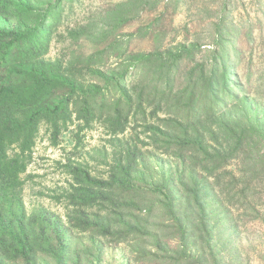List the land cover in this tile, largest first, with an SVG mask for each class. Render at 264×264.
<instances>
[{"label":"trees","instance_id":"obj_1","mask_svg":"<svg viewBox=\"0 0 264 264\" xmlns=\"http://www.w3.org/2000/svg\"><path fill=\"white\" fill-rule=\"evenodd\" d=\"M63 1L0 0L20 26L0 29V66L16 75L0 85V264H108L112 246L127 264H264V105L231 69L229 0L213 46L165 45L160 32L111 73L89 65L99 81L46 58ZM75 121L117 139L106 176L66 164L65 214L28 212L22 174L40 126L57 145Z\"/></svg>","mask_w":264,"mask_h":264},{"label":"rangeland","instance_id":"obj_2","mask_svg":"<svg viewBox=\"0 0 264 264\" xmlns=\"http://www.w3.org/2000/svg\"><path fill=\"white\" fill-rule=\"evenodd\" d=\"M156 1L147 5L142 0H64L46 58L72 66L80 78L99 81L101 78L91 73L89 65L111 73L124 63L127 47L149 51L160 32L166 34L165 45L194 36L202 39L204 47L214 45L212 23L223 14L225 0H161L153 7ZM226 9L230 13L227 23L232 28L228 34L231 69L251 96L264 105V0H229ZM152 22L156 24L149 28ZM13 28L20 26L14 19L0 15V29ZM91 55H96L97 63L88 61ZM11 67L0 66V85L16 79ZM79 125L75 121L62 133L57 145L50 142L47 125L40 126L32 160L22 174L25 183L21 196L28 212L45 207L65 214L61 197L72 182L66 164L85 163L96 175L106 176L117 139L100 122L84 130H79ZM138 130L131 126L120 137H130ZM230 168L235 169L236 163ZM106 249V263L127 264L129 254L124 247Z\"/></svg>","mask_w":264,"mask_h":264}]
</instances>
